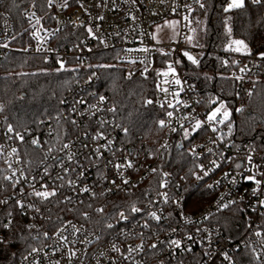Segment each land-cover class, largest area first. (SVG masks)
I'll return each instance as SVG.
<instances>
[{
	"label": "built area",
	"instance_id": "1",
	"mask_svg": "<svg viewBox=\"0 0 264 264\" xmlns=\"http://www.w3.org/2000/svg\"><path fill=\"white\" fill-rule=\"evenodd\" d=\"M207 1L200 0L204 5ZM245 1L252 3V0ZM4 3L5 0H0V13L3 14L0 16V60L17 49L13 39L14 25L3 9ZM63 4L64 0H53L50 7L45 0L44 8L28 6L21 14L29 54L54 61L59 69L62 61L64 69L77 68L85 73L62 101L67 110L63 117L69 124L67 130L61 132L63 140L58 146L41 147L54 134L53 128L42 121L37 130L19 132L24 137L21 141L16 138L17 132L2 128L0 118V157L6 164L7 176L16 172L13 180H8L12 190L6 199L18 208L27 227L33 226L31 230L35 238L43 239V244L35 247L40 251L31 256L28 252L19 264H54L56 261L69 264V247L77 250L71 264H230L222 253H227L233 264H262L255 259L252 249L264 256V248L261 247L264 235L257 237L254 234L256 231L264 234V206L260 204L264 201V154L233 143L232 130L216 127L207 118L220 101H226L228 105L234 102L236 113L251 99L257 84L264 81V60L259 58L264 50L246 55L227 49L214 50L205 44L198 48L184 45L183 39L188 35L193 16L197 10L205 9L196 0H67L68 6L62 7ZM259 5L264 9V0ZM33 12L40 18L35 29L32 27L35 18L29 19ZM167 20L178 24L177 41L157 43L153 39L152 28ZM88 28L92 29L91 34ZM36 29H39L38 37L32 35ZM5 44L7 47L3 46ZM37 48L41 50L37 51ZM158 49L165 50L163 52L167 54H161ZM103 52L112 54L113 60L127 76L129 73H132L131 77L143 78L154 75L155 97L146 99L145 104L161 110L163 116L160 120L166 121L161 128L163 134L156 154L141 151L124 140L125 131L115 122L109 100L97 90L96 57ZM185 52L196 58L198 64H193ZM208 55L215 56L224 68V75L234 87L233 100L208 97L207 89L199 85V78L192 69L196 70ZM170 64L175 69V76L169 72L165 77L163 73L169 71ZM241 68L246 70L241 72ZM237 76L243 79L237 80ZM176 78L180 79V85L174 83ZM177 92L179 95L174 96ZM148 100L153 103L148 104ZM169 103L174 107H168ZM161 104H164L163 108ZM167 112H172V117H168ZM197 120L203 125L192 131ZM173 128L176 131H172ZM184 129L189 130L187 138ZM33 139L39 143L33 145ZM188 141V157L195 165L189 180L176 175L175 169L164 168L173 162L172 147L178 144L184 148ZM23 143L38 147L41 154L37 157L25 154ZM64 143H69L70 149L61 151ZM13 148L17 150L15 154H12ZM97 148L99 152L95 151ZM69 151L75 153L72 162L66 158ZM61 159L63 166L58 162ZM117 164L122 166L119 170ZM64 168L69 169L67 174ZM202 169L210 170L209 174L204 176ZM80 172L84 175L80 176ZM197 175L203 178L197 180ZM57 176H63L64 180H58ZM248 176H254L260 183L246 179ZM14 180H19L15 186ZM69 180L75 184L69 185ZM124 180L128 183L125 184ZM163 182L166 185L161 187ZM44 184L49 189L56 187V196L41 200L30 195L34 189L43 190L41 185ZM61 184L64 186L58 187ZM84 187L90 191L82 192ZM139 187L144 190L134 197L132 206L141 211L133 213L131 206L123 211L127 219H120L118 212L100 228L72 218L65 219L55 228L51 225L56 203L72 211L86 203L94 206L103 196L127 194ZM193 190L198 191L191 196ZM165 193L169 198L167 203L164 201ZM66 197H71V202ZM221 197V203H235L218 210L217 202ZM17 200L25 205H34L39 212L35 208L21 209L16 204ZM199 202L203 204L199 205ZM94 207L102 208L99 202ZM153 211L160 216L159 221L149 216ZM223 214H233L237 218V223L228 233L219 224ZM205 216L209 218L205 220ZM69 221L81 231L72 235L69 225L63 235L76 243L65 247L55 233ZM145 223L148 227H144ZM108 224L113 227L108 228ZM45 232L47 237L43 235ZM189 236L192 239H188ZM86 237L92 242L85 243ZM0 239H3L2 234ZM171 240H180L181 246L170 245ZM153 244L157 247L152 248ZM113 245L120 251H115ZM130 247L137 251L129 254ZM25 256H28L27 260Z\"/></svg>",
	"mask_w": 264,
	"mask_h": 264
},
{
	"label": "trees",
	"instance_id": "2",
	"mask_svg": "<svg viewBox=\"0 0 264 264\" xmlns=\"http://www.w3.org/2000/svg\"><path fill=\"white\" fill-rule=\"evenodd\" d=\"M229 0H208L204 11L197 10L195 17L203 21L205 26V45L214 49H228L233 39H242L251 53L256 54L264 50V9L259 4L245 1L243 9H233L227 13L223 9ZM18 5V7H17ZM44 8L45 0H5L4 11L9 15L15 29V46L17 47L6 58L0 60V104L4 110L0 112L2 128L8 129L11 125L15 132L39 129L40 122H47L54 134L46 139L41 147L58 146L62 130H67L68 122L63 115L67 112L63 104L64 95L73 89L84 71L77 68L59 69L54 61H46L26 51L28 44L24 32L22 11L28 6ZM230 17L228 27L231 35L226 33L224 21ZM97 90L110 102L115 122L123 129H127L124 140L135 145L141 151L156 154L157 146L162 138V129L158 121L163 112L153 105H146L145 100L155 97V77H130L123 68L113 60L112 54L100 53L97 57ZM213 55H208L199 67L192 69L201 71L199 85L207 89L208 97L233 100L234 87L224 75V68ZM111 65V67H99ZM196 73V72H195ZM233 111L232 132L233 143L245 145L259 154H264V81H260L249 101L243 108L234 112V102H229ZM69 130V129H68ZM71 131V130H70ZM137 137L140 139L137 140ZM2 130L0 129V141ZM188 141L184 148L175 144L170 153L173 162L167 163L164 168L174 170L176 175L191 179L194 164L189 160ZM25 154L37 157L41 149L23 143ZM4 160L0 157V200H5L11 194L12 187L8 180ZM144 189L139 187L133 192L114 196H103L96 201L104 209L97 212L91 204H83L70 211L63 204L56 203V209L51 220L55 228L65 219L72 218L95 228L103 227L116 214L130 208L133 199ZM198 190L191 191V196ZM8 201V200H7ZM201 201V200H199ZM198 202V201H197ZM202 205V202H199ZM11 213V216L8 214ZM85 214L89 215L85 217ZM219 221L226 233L237 223L233 214H223ZM12 221L9 228L3 225ZM0 234L6 243L0 244V264H19L22 257L31 248L43 244V239L35 238L34 232L26 225L25 218L12 202L0 204Z\"/></svg>",
	"mask_w": 264,
	"mask_h": 264
},
{
	"label": "snow or ice",
	"instance_id": "3",
	"mask_svg": "<svg viewBox=\"0 0 264 264\" xmlns=\"http://www.w3.org/2000/svg\"><path fill=\"white\" fill-rule=\"evenodd\" d=\"M52 2H53V0H48V4H49L50 7L52 6ZM133 2H134V0H133ZM196 2L199 3V6H200L201 8H204V7H205V5H204L203 3L200 2V0H196ZM13 3L15 4V0H13ZM252 3H254V4H261V3H262V0H252ZM33 6H34V5H33ZM67 6H68V5H67V0H64V4L62 5V7H67ZM17 7H18V5H17ZM186 7H188V6H186ZM244 7H245V0H229V3H228L227 6L223 9V11H224L225 13H227V12L233 10V9H243ZM2 15H3V14L0 13V16H2ZM25 15H28V14L25 13ZM32 18H35V24L32 26V27L35 29L36 25H39V24H40V18L35 17V13H34V12L31 14V16H29V19H30V20H31ZM100 19H102V17H101ZM185 19H188V18L185 17ZM230 19H231V18L228 17V18L224 21V23H225V25H226V33H227V35H229V36L231 35V32H232L231 27H228V26H227V25H228V21H229ZM166 23H167V22H166ZM87 31H88L90 34L92 33V29H91V28H88ZM158 31H159V29H158ZM32 35L38 37V36H39V29H36L35 31H33ZM14 38H15V37H13V39H14ZM41 39H44V38H41ZM153 39H156V37L154 36ZM189 39H191V38H189ZM157 42L159 43L160 41L158 40ZM3 46H4V47H7V44H5V45H3ZM40 50H41L40 48H37V51H40ZM227 50H231V51H233V52H237V53H243V54H246V55H251V52H250V50H249V46H248V44H247L244 40H242V39H233V40H231L230 43L228 44V49H227ZM145 51H147V49H145ZM158 51H161V54H165V55L167 54V53H164L162 49H158ZM184 55L187 56V58H188L193 64H198V60H197L196 58H194L193 56L189 55L187 52H185ZM259 58L262 59V60H264V52H262V53L259 54ZM133 62H134V61H133ZM224 63L227 64L228 62H227V61H224ZM233 63H237V62H236V61H233ZM59 66H60V69H64V67H65L64 62H62V61L59 62ZM99 67L107 68V67H111V65H99ZM245 70H246V68H241V69H240L241 72H244ZM145 71H147V69H145ZM169 72H171V73L175 76V69L172 67L171 64L169 65V71H168V72H164L163 75H164L165 77H167V76L169 75ZM131 75H132V73H129V78L131 77ZM236 79H237V80H241V79H243V77H241V76H237ZM164 82H165V83H168V81H164ZM174 83H175L176 85H180V84H181V81H180V79L176 78V79L174 80ZM158 87H159V86H158ZM161 90H162V91H165V92L168 91L167 89H161ZM182 90H183V89H181V91H182ZM251 94H252V93L249 92V95H251ZM173 95H174V96H178L179 93L177 92V93H174ZM100 99L103 100L104 97H100ZM81 103H83V101H81ZM147 103H148V104H152L153 101L148 100ZM177 103H179V101H177ZM167 106H168V107H174V105H172L171 103H169ZM160 107L163 108V107H164V104H161ZM222 109H223V111H221ZM3 110H4V105L0 104V112H2ZM110 110H114V109H110ZM172 115H173L172 112H167V116H168V117H172ZM218 115H222V119H220V120L218 121L219 123H224L225 120L229 117V112H228L227 108H226L222 103L220 104L219 107H217L216 109H214V110L209 114V116H208L207 119H208V121H216ZM185 119H187V117H185ZM72 123L75 124L76 122L73 120ZM158 123H159V126H160L161 128H163V127L165 126V124H166V121L162 119V120H159ZM202 125H203V122L197 120V121L195 122L194 126H193L192 131H196V130L200 129V128L202 127ZM171 130H172V131H176L175 128H173V129H171ZM229 130H231V125H229ZM8 131H9V132H13V131H14V129H13V127H12L11 125L8 126ZM124 131H125V133H127V129H124ZM212 131L215 132V131H216V128L213 127V128H212ZM184 134H185V138H187V137H188V134H189V130H188V129H184ZM16 138L19 139V140H21V141L24 140L23 135H21L19 132L16 133ZM31 143H32L33 145H37L39 142H38V140L33 139V140L31 141ZM110 143H111V141H109V144H110ZM65 149H70V144H69V143H64V144L62 145L61 151L65 150ZM16 151H17V150H16L15 148H13V149H12V154H15ZM49 151H51V149H49ZM95 151H96V152H99L100 149L97 148V149H95ZM193 151H194V150H193ZM209 151H211V149H210ZM74 156H75V153L69 151V152L67 153V155H66V158H67V160H68L69 162H72L73 159H74ZM248 161L251 163V161H252L251 156L248 157ZM58 162L61 164V166H63V160H62V159H61V160H58ZM212 163H213L214 165H216V162H215V161H213ZM216 166L218 167L219 165H216ZM11 167H12V165L9 163V168H11ZM121 167H122V166L119 165V164L116 165V168H117L118 170H119ZM128 167H131V164H128ZM236 167L239 168L240 165L237 164ZM63 170H64V172H65L66 174L69 172V169H68V168H64ZM202 170H203V169H202ZM71 171H75V169H71ZM153 171H155V169H153ZM209 171H210V170H203V175H204V176H207V175L209 174ZM45 174H47V170H46V169H45ZM79 175H80V176H83L84 173H83V172H80ZM165 175H167V174H165ZM227 175H228V174L225 173V176H227ZM15 176H16V172L13 171L11 176H4L3 179H4V180H13V178H14ZM202 178H203V177L200 176V175H197V176H196V179H197V180H200V179H202ZM57 179L63 181V180H64V177H63V176H57ZM246 179H248V180H255V177H254V176H248V177H246ZM255 182H256L257 184L260 183L259 180H255ZM16 183H19V180H14V181H13V185H14V186H15ZM67 183H68L69 185H74V184H75V181L69 180V181H67ZM112 183L115 184V181H112ZM124 183L127 184L128 181H127V180H124ZM217 183H219V182H217ZM165 185H166V182H163V183L161 184V187H164ZM63 186H64V185L61 184V185H59L58 187H63ZM208 187H209V188H212L213 185H208ZM41 188H42L43 190H35V189H34L33 192L30 193V195H33V196H35V197H37V198H39V199H41V200H49L51 197H54V196H56V194H57V188H56V187H53L52 189H49V188H48V185H47V184H44V185H41ZM81 191H82V192H89L90 189H89L88 187H84V188L81 189ZM109 191H111V189H109ZM93 195H95V193H93ZM71 199H72L71 197H66V200L69 201V202H71ZM168 199H169V198H168L167 194L165 193V194H164V201H165V203L168 202ZM221 201H223V197H221V200L217 202V204H218V210H222V209H224V208H228V207L230 206L231 203H235V201H230V202H228V203H221ZM7 203H8L7 199H5V200H0V204H7ZM16 204H17V206L20 207L21 209H24L25 207H27V208H35L34 205H32V204L25 205V204H24L22 201H20V200H17V201H16ZM260 204H261V206H264V201H260ZM89 207H91V205H89ZM69 210L71 211V209H69ZM35 211L39 212V209H38V208H35ZM96 211L102 213V212L104 211V209H103V208H98V209H96ZM140 211H141V209H139V208H137V207H135V206H132V207H131V212H133V213H138V212H140ZM8 215L11 216V213H9ZM118 215H119L120 219H122V220H123V219H127V216L125 215V213H124L123 211L119 212ZM149 216H150L151 218L157 220V221L160 220V216H158L157 213L154 212V211H153V212H150V213H149ZM85 217H87V214H85ZM208 218H209L208 216H205V217H204L205 220H207ZM188 222H191V221L189 220ZM11 224H12V221H11V220H8V222L5 223V224L3 225V227H4V228H9ZM69 225H71V228H72V235H75V234H77V233H79V232L81 231V229H80V228H77L76 225H74V224L71 223V221L67 222V223L64 225V227L59 228V229L56 231L55 235L57 236L58 241H59L63 246H65V247H67L69 244H75V243H76V241H74V240H69V237H68V236L63 235V233L67 231ZM28 227L31 229L33 226H32V225H29ZM107 227H108V228H111V227H113V225H112V224H108ZM144 227H148L147 223L144 224ZM249 227H251V225H249ZM173 231H175V229H173ZM254 234H255L257 237H261L262 235H264V234H262L260 231H256ZM43 235H44L45 237H47V236H48V233L45 232ZM188 239H192V237L189 236ZM84 242H85V243H91L92 241H91V240H88L87 237H86ZM2 243H6V241H4L3 239H0V244H2ZM169 243H170V245H174V246H176L177 248H179V247L181 246V241H180V240H171ZM58 247H59V245H58ZM112 247H113V249H114L115 251H117V252L120 251V249L117 248L115 245H113ZM138 247H139V246H138ZM151 247H152V248H156L157 245H156V244H153V245H151ZM261 247L264 248V240L261 241ZM189 250H190V249H189ZM39 251H40V249H37V248H34V247H33V248H31V250L29 251L28 256H31L33 253H38ZM134 251H137V249H134V248H131V247L128 249L129 254H131V253L134 252ZM252 252L255 254V259H256L257 261H262V264H264V256H262V254H261L260 252H257L255 248L252 249ZM67 255H68V259H69V264H71V260H72V258H74V257L77 256V250H75L74 248L69 247L68 250H67ZM222 255H223L224 259L230 261V264H233V262H232V258L229 257L227 253H222ZM28 256H25L24 259L27 260V259H28ZM126 258H127V257H126ZM54 264H59V262L56 261V262H54Z\"/></svg>",
	"mask_w": 264,
	"mask_h": 264
},
{
	"label": "rangeland",
	"instance_id": "4",
	"mask_svg": "<svg viewBox=\"0 0 264 264\" xmlns=\"http://www.w3.org/2000/svg\"><path fill=\"white\" fill-rule=\"evenodd\" d=\"M152 36L156 37V39H154L155 42H157L158 40L160 41L159 43L176 42L178 38V24L176 22L167 20L152 28ZM183 44L195 48L203 47L205 44L204 23L202 20L197 19L195 15L193 16L192 22L188 26V35L183 39ZM195 72L197 75H200L202 73L201 71L198 70ZM221 103L227 108L229 112V117L225 120L224 123H219L218 121L222 119V115H218L220 116V119H218L217 117V120L212 122L216 127H222L225 130H229V125H231L232 128V117H233V111L230 105H228L226 101H220L214 106L211 112L217 107H219ZM221 111H223V109Z\"/></svg>",
	"mask_w": 264,
	"mask_h": 264
}]
</instances>
